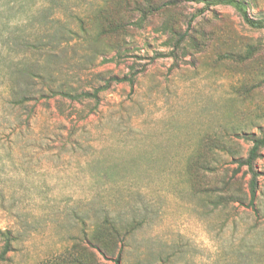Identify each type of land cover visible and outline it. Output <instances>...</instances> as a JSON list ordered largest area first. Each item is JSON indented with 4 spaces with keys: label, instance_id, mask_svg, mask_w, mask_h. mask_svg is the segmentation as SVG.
Listing matches in <instances>:
<instances>
[{
    "label": "rangeland",
    "instance_id": "374dc122",
    "mask_svg": "<svg viewBox=\"0 0 264 264\" xmlns=\"http://www.w3.org/2000/svg\"><path fill=\"white\" fill-rule=\"evenodd\" d=\"M171 1L0 0V264H264V27Z\"/></svg>",
    "mask_w": 264,
    "mask_h": 264
},
{
    "label": "trees",
    "instance_id": "16d2710c",
    "mask_svg": "<svg viewBox=\"0 0 264 264\" xmlns=\"http://www.w3.org/2000/svg\"><path fill=\"white\" fill-rule=\"evenodd\" d=\"M106 3H108V0H105V4ZM135 5H138V3H136ZM165 5H176V1L174 0L171 2H167V3H165ZM211 5L232 6L240 13L243 20L249 26H251L253 28L264 27V24L262 22L252 20L249 17L244 4L240 0H212V1L207 2V6H211ZM137 7H138L137 10L142 15H148L150 12H154V11L158 10L157 7H153L151 5H149L148 8L141 6V5H139ZM195 17H196L195 15L191 17L185 33L182 34V33H179L178 31H176L174 29H171L170 32L173 35L178 36V39L174 45V49L170 53L171 56H173L174 58H176V52L181 48V44L185 41L186 37L189 35V32H190L191 27H192V22H193V19H195ZM95 21H96V17L91 16V15L88 16L87 19L81 21V30H83V32L86 31L87 33H89L88 27L90 26L91 23H93ZM168 29H170V28H168ZM19 72L21 73V76L23 78H26V77L29 78L30 71L28 70V68H22ZM134 80H135L134 75H132L131 77H123L121 79H119V78L112 79V81H114L116 83L128 82L131 85L134 83ZM67 96L70 97V99H72L78 103L81 102L82 100L91 99V98L95 99L96 104L98 103V100H97L98 95L97 94H95V95H90V94L73 95V93L72 94L67 93ZM25 98L26 97H23V98H21V100H25ZM93 109L95 110L96 107ZM248 140L252 143V146L249 150L247 158L244 160H240L238 162V164H239L238 168L246 167L247 172L250 175V179H249V183H248V192L250 195L249 206L255 208V202L257 200L258 193H259V172L256 168V161L260 158L261 151L264 148V130H261V134L259 136L252 135L251 137L248 138ZM232 184L233 183L231 181L227 182L225 184L224 194L220 195L219 201H218V203H220L221 205L227 204L231 201H236V202H239L240 204L243 203V201L241 199H238V198H240L238 195H236V197L233 193L231 195L230 191H231ZM207 192L210 193V191H207ZM208 195H211V194H208ZM235 198H237V199H235ZM111 231H113L114 234H116L120 237L122 236L113 228L111 229ZM3 234L6 236V239H5V243H4V245L1 249V252H0V263H3L7 260V256L12 250L11 248H12L13 238L11 237L10 232L6 231ZM125 236H126V232L124 233V235L122 237H125ZM115 263L120 264V255L118 256L117 259H115Z\"/></svg>",
    "mask_w": 264,
    "mask_h": 264
}]
</instances>
